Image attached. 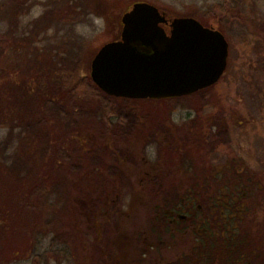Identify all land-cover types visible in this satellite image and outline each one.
I'll list each match as a JSON object with an SVG mask.
<instances>
[{
    "label": "flooded vegetation",
    "instance_id": "af4514ba",
    "mask_svg": "<svg viewBox=\"0 0 264 264\" xmlns=\"http://www.w3.org/2000/svg\"><path fill=\"white\" fill-rule=\"evenodd\" d=\"M126 117L123 124H138L132 112ZM165 123L142 132L108 125L79 143L84 172L64 199L66 225L76 229L67 243L80 252L72 264H264L257 172L235 155H220L224 136L208 142L213 134L204 131L206 142H194L202 132Z\"/></svg>",
    "mask_w": 264,
    "mask_h": 264
},
{
    "label": "rangeland",
    "instance_id": "374dc122",
    "mask_svg": "<svg viewBox=\"0 0 264 264\" xmlns=\"http://www.w3.org/2000/svg\"><path fill=\"white\" fill-rule=\"evenodd\" d=\"M13 1L0 0V39H3L0 50L5 51L0 55V88L1 85L8 88L12 81L9 74L14 72L13 69L21 73L20 79L28 70L21 67L27 53L26 56H18L20 68L12 69L7 65L8 60L12 61V55L6 50L11 49L9 43L13 35L20 41L25 39L23 34L29 37L19 50L35 52L40 61L42 58H55L60 64L58 68L70 64L77 67L80 76L90 77L92 58L103 44L119 38L121 16L137 1L157 6L169 18L191 16L205 26L220 30L228 42L227 64L224 73L209 89L185 94L186 97L175 101L143 98L120 105H126L138 120L134 125L138 132L154 125H167L165 122H168L179 132L184 129L189 133H192L191 129L202 132L196 135L194 142H206L204 131L213 134L208 142H219L224 136L228 146L220 150V155L223 152L228 158L232 155L239 157L249 169L257 172L264 190V0H26L21 10L12 14L9 8ZM218 19L222 20L221 24L216 22ZM31 67L35 73L41 71L42 75L45 69L46 78L52 71L48 62ZM6 97L2 92L0 102L5 106L8 105L4 103ZM4 112L0 116V142L8 139L12 143L17 140L15 133L22 127L15 125L16 117L13 118L9 110L4 109ZM113 122L120 130L127 127H119L117 119ZM83 123L82 133L97 132L95 120ZM55 130L64 132L57 126ZM220 155L217 158L219 162L223 161ZM68 172L70 182H63L64 190L61 186L63 197L76 191L78 177L83 171ZM59 192L52 195L56 197ZM48 241L49 238L42 240L40 250L47 249ZM74 253L79 256L80 252L77 249ZM51 254H46L42 264H65L60 259L62 255ZM12 264L41 263L28 257L14 258Z\"/></svg>",
    "mask_w": 264,
    "mask_h": 264
},
{
    "label": "trees",
    "instance_id": "16d2710c",
    "mask_svg": "<svg viewBox=\"0 0 264 264\" xmlns=\"http://www.w3.org/2000/svg\"><path fill=\"white\" fill-rule=\"evenodd\" d=\"M25 1L14 0L10 12H19ZM216 22L221 24L222 20ZM165 27L169 28L168 25ZM13 36L9 43L11 49L6 50L12 55V61L8 60L7 65L12 69L20 68L18 56H26L27 53L21 67L28 70L20 79L21 73L13 69L14 72L9 74L12 81L8 88L4 85L0 88V100L3 92L7 96L4 103L8 104L5 106L0 102V116L7 109L13 118L16 117L15 125L22 127L15 133V142L10 143L8 139L0 142V264H12L14 258L28 257L36 258L42 264L46 254L51 253L62 255L60 259L72 264L74 253L67 240L68 235L73 237L76 229L73 224L70 227L66 225L64 209L70 205L64 203L63 182H70L68 171H83V150L79 143L96 133L102 135L109 126L115 127V124L109 125L112 118L107 117L110 115L118 117L123 126L132 128V121L123 124L129 110L120 104L140 99L107 94L89 76H80L77 67L69 64L58 68L60 64L55 58H42L40 61L35 52L19 50L25 46L23 41L28 36L23 34L25 39L22 41ZM4 52L0 50V55ZM46 62L52 66L48 78L44 75L45 69L42 75L41 71L35 73L31 67ZM94 120L97 132L82 133L83 121L89 123ZM56 126L64 132L58 133ZM57 191L56 197L52 195ZM44 238H49V241L47 249L42 251L39 247Z\"/></svg>",
    "mask_w": 264,
    "mask_h": 264
},
{
    "label": "water",
    "instance_id": "95a60500",
    "mask_svg": "<svg viewBox=\"0 0 264 264\" xmlns=\"http://www.w3.org/2000/svg\"><path fill=\"white\" fill-rule=\"evenodd\" d=\"M121 23L119 38L103 44L90 63L92 81L107 94L181 96L214 84L226 68L224 34L194 17L167 19L157 6L137 1Z\"/></svg>",
    "mask_w": 264,
    "mask_h": 264
}]
</instances>
